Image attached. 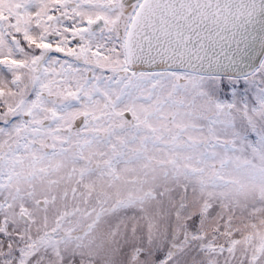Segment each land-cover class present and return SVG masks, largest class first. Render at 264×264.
<instances>
[{
  "label": "snow or ice",
  "instance_id": "1",
  "mask_svg": "<svg viewBox=\"0 0 264 264\" xmlns=\"http://www.w3.org/2000/svg\"><path fill=\"white\" fill-rule=\"evenodd\" d=\"M0 264H264V0H0Z\"/></svg>",
  "mask_w": 264,
  "mask_h": 264
}]
</instances>
